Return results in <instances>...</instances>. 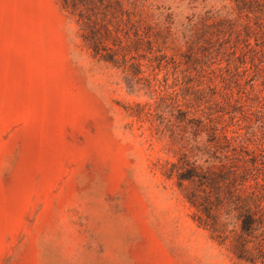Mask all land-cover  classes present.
Here are the masks:
<instances>
[{
    "label": "rangeland",
    "instance_id": "1",
    "mask_svg": "<svg viewBox=\"0 0 264 264\" xmlns=\"http://www.w3.org/2000/svg\"><path fill=\"white\" fill-rule=\"evenodd\" d=\"M211 130L249 192L264 0H0V264H264Z\"/></svg>",
    "mask_w": 264,
    "mask_h": 264
},
{
    "label": "trees",
    "instance_id": "2",
    "mask_svg": "<svg viewBox=\"0 0 264 264\" xmlns=\"http://www.w3.org/2000/svg\"><path fill=\"white\" fill-rule=\"evenodd\" d=\"M210 136L211 141L214 143H216L218 139L223 140L226 144V149L228 147L231 148V154L229 152V154L224 156L228 161L224 163L222 167L223 171H221L217 177L213 178L206 177L205 175H198L197 177L199 178L200 185H205L213 189L217 194L219 190H221L220 185H218V180L230 179L228 185H226V189L228 192L231 191V187L235 190V195L232 194L231 196L234 198L232 203L237 212L241 238L256 237L255 234L259 231L264 221V214H259L257 210L262 203L264 206V177L259 180L254 178L253 184L247 186L249 192L244 191L241 186L246 182L251 172L248 163H254L255 165V161L252 162L251 158H247L249 156L242 145L234 146L232 143L233 138L228 137L225 133L217 134L215 131L211 130ZM234 160L240 163V165L234 164ZM194 175L195 174H191V172L188 174L189 177ZM236 184L238 185L236 186ZM262 246V242H258L257 248H261Z\"/></svg>",
    "mask_w": 264,
    "mask_h": 264
}]
</instances>
